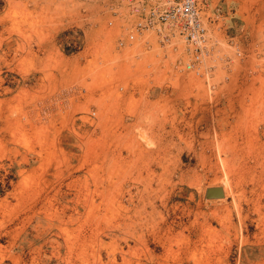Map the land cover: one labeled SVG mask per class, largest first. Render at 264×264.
Listing matches in <instances>:
<instances>
[{"label":"rangeland","instance_id":"rangeland-1","mask_svg":"<svg viewBox=\"0 0 264 264\" xmlns=\"http://www.w3.org/2000/svg\"><path fill=\"white\" fill-rule=\"evenodd\" d=\"M214 3L261 46L180 74L117 0H0V264H264V0Z\"/></svg>","mask_w":264,"mask_h":264},{"label":"built area","instance_id":"built-area-1","mask_svg":"<svg viewBox=\"0 0 264 264\" xmlns=\"http://www.w3.org/2000/svg\"><path fill=\"white\" fill-rule=\"evenodd\" d=\"M117 9L127 12L122 15ZM112 10L122 22L116 39L118 49L150 35L164 53V59L168 54L175 58L174 68L180 74H199L218 46L208 24L218 25L221 14L216 8L211 16L206 15L201 0H117ZM108 26L112 27L113 21ZM221 29L222 26L218 28ZM144 45L146 50L153 48L149 40ZM241 55L240 50H236L235 56ZM210 69H206L207 74Z\"/></svg>","mask_w":264,"mask_h":264},{"label":"crops","instance_id":"crops-1","mask_svg":"<svg viewBox=\"0 0 264 264\" xmlns=\"http://www.w3.org/2000/svg\"><path fill=\"white\" fill-rule=\"evenodd\" d=\"M115 1V0H114ZM206 8V15L211 16L214 9L218 7V10L221 14L222 28L223 34L227 39L226 42L230 48L241 50V49H253L259 47L261 45H256V34L252 31L250 27H248L242 18L237 16L236 14L231 15V12L227 10L224 12L220 11V6L218 4L215 5V0H201ZM218 3L221 0H217ZM225 3V2H222ZM220 23V22H219ZM209 28L214 26L213 24H208ZM211 31L213 28H210ZM255 43V44H254ZM218 44V43H217ZM256 45V46H255Z\"/></svg>","mask_w":264,"mask_h":264},{"label":"water","instance_id":"water-1","mask_svg":"<svg viewBox=\"0 0 264 264\" xmlns=\"http://www.w3.org/2000/svg\"><path fill=\"white\" fill-rule=\"evenodd\" d=\"M224 197V194L222 192L221 188H207L205 190L204 198L206 200H212V199H222Z\"/></svg>","mask_w":264,"mask_h":264}]
</instances>
